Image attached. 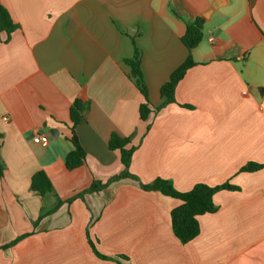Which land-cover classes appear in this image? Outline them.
Wrapping results in <instances>:
<instances>
[{"label": "crops", "instance_id": "0c3cea01", "mask_svg": "<svg viewBox=\"0 0 264 264\" xmlns=\"http://www.w3.org/2000/svg\"><path fill=\"white\" fill-rule=\"evenodd\" d=\"M0 3L17 25L8 40L0 33V246L28 234L0 250V264H264V167L240 171L264 165V0ZM196 17L204 19L196 65L177 84L175 103L142 121L143 98L124 61L140 51L149 101L159 108L161 86L188 56L185 23ZM74 99L89 104L75 129L86 159L68 171ZM112 133L131 139L130 172L143 184L160 178L178 192L198 183L237 190L214 194L216 211L198 217L200 232L187 244L171 228L180 201L132 180L65 203L34 226L44 203L121 171L119 152L108 149ZM36 135L48 144L33 143ZM37 171L55 196L30 191ZM88 238L112 259L97 257Z\"/></svg>", "mask_w": 264, "mask_h": 264}, {"label": "trees", "instance_id": "16d2710c", "mask_svg": "<svg viewBox=\"0 0 264 264\" xmlns=\"http://www.w3.org/2000/svg\"><path fill=\"white\" fill-rule=\"evenodd\" d=\"M203 25L204 19L202 17H196L192 22L185 23V32L181 37V42L188 50V56L185 61L170 74L169 79L161 86L160 96L163 99V103L159 108H153L149 101L148 91L144 84L140 67V51L135 48L132 58L124 61L130 69L129 78L134 82V85L143 98V102L139 107V117L142 121H145L150 114L156 113L166 105L175 103L174 91L177 84L183 79L186 72L196 65L192 59L191 53L192 50H194L202 41ZM16 29L17 25L13 23L10 15L0 3V33H6L8 40L10 34ZM184 107L189 108V106ZM88 109V102H84L80 99H74L69 107L70 136L68 137V140L72 145V150L64 158V165L68 171L75 170L85 163L86 154L76 136L75 129L82 121H84V116ZM1 137L2 136L0 135V147L2 144ZM130 142V138H123L116 133H112L108 140V149L119 152L120 164L122 166L121 171L115 176L109 178L105 183L93 180L88 188L65 200L56 196V202L49 208H46L44 203L40 210L39 218L34 226H37L44 218L54 214L65 203L70 204L76 199L83 200L84 195L97 193L112 183H116L121 180H132L138 182L144 191H157L163 196L180 201V205L174 208L170 213L171 228L174 236L180 241V243L187 244L200 232L198 217L205 214H211L216 211V206L213 203L214 194L221 190H237L236 187L231 186L229 183H224L214 187L198 183L187 192H178L174 189L171 181L160 178L155 179L149 184H143L139 182L137 177L130 172L132 154L135 150V147L130 146ZM263 167L264 165L249 163L242 167L240 171L255 172ZM4 171L5 165L0 156V179H3ZM29 189L31 192L38 195L42 200H45L51 195L55 196L52 182L43 171H37L32 175ZM27 235L28 234L22 235L5 245L0 246V250L12 247ZM88 244L97 257L101 259H112L100 254L89 238ZM120 257L126 259L124 256Z\"/></svg>", "mask_w": 264, "mask_h": 264}, {"label": "built area", "instance_id": "2783aa9c", "mask_svg": "<svg viewBox=\"0 0 264 264\" xmlns=\"http://www.w3.org/2000/svg\"><path fill=\"white\" fill-rule=\"evenodd\" d=\"M215 42V39L212 37L208 38V43L213 44ZM3 121H7V118H2ZM33 143L41 146H46L49 142V138L46 135H36L32 138Z\"/></svg>", "mask_w": 264, "mask_h": 264}]
</instances>
